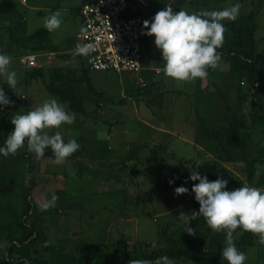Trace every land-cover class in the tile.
<instances>
[{"label": "rangeland", "instance_id": "374dc122", "mask_svg": "<svg viewBox=\"0 0 264 264\" xmlns=\"http://www.w3.org/2000/svg\"><path fill=\"white\" fill-rule=\"evenodd\" d=\"M81 1L0 0V51L11 56L10 70L17 72L18 86L25 96L21 98L17 95L7 85L6 77L0 75V86L4 87L13 101L11 105L0 107V145L4 144L14 128L11 123L14 115L27 113L40 106L49 96L54 97L43 86L41 79L27 77L30 70L21 66L19 56L34 51L36 46L42 51L60 50L65 44L72 48L74 34L82 22L78 13ZM130 1L140 10L142 18L154 16L169 2ZM236 2L242 5L237 19L251 13L255 17L253 57L256 67L252 70L251 64L247 62L241 75L216 77L223 81V88L200 96L205 102L201 116L207 123H200L199 130L192 133L193 138L184 134L198 146L173 148L177 159L190 158L191 162L160 163V156H157L160 149L147 144L155 138L156 133L132 120L116 127V137L114 135L110 142H101L104 141L100 139L103 138V128L99 131L93 129L87 117L82 119L81 124L78 113L72 124L64 123L58 128L44 129L49 134L60 132L67 141L75 138L78 142V137H81L90 144L87 151L82 147L78 149L83 153L80 169L73 159L65 158L63 162L57 163L53 158H33L35 186L29 194L26 190L31 180L23 161L0 155V264H95L112 255L121 236L127 241L126 264L134 259H143L151 251H166L171 240L181 243L193 240L203 242L204 248L218 255L222 264H228L222 257L226 233L212 230L205 219L200 220V216H197L190 225L195 227L196 232L189 234L184 232L185 227L179 215L182 211L191 214L199 210V203L191 192L194 181L188 177L201 160L227 168L241 186L247 184L264 189V174H254L248 181L245 168V163L252 159H258L264 165V0H225L215 4L217 7L211 5L206 10L196 0H175L172 5L177 12L181 8L197 12V9H223ZM56 10L61 12L63 23L60 28L49 32L45 28V21ZM230 21L225 19L223 23ZM6 33L12 34L13 39L6 40ZM156 50L149 54L152 62L157 61ZM141 57L143 64L145 56L142 49ZM217 70L220 71L218 67ZM87 74L93 77L99 88L111 92L114 99L120 98L121 81L130 86L132 91H140L137 85L138 78H142L140 73L119 75L113 71L88 70ZM251 79L255 82L253 87ZM97 98L103 99V96L98 94ZM62 99L65 100V109L75 117L76 112L71 109L69 100L65 97ZM208 127L213 131L218 130L215 136L209 133L212 135L209 136L210 144L205 143ZM117 133H124L120 136L121 140H117ZM232 133L244 142L243 149L241 146L235 147L230 154L224 155L219 141L231 140ZM136 134L142 139L141 143L146 141L150 147V150L144 149L147 151L138 157V162L130 157L134 161L130 160L122 172H94L97 165L91 157H108L118 167L138 146H145L131 140L132 135ZM96 136L100 138L97 140ZM97 141L100 144L93 146L92 143ZM124 144L131 146L123 147ZM108 149L112 150L109 154ZM205 151H209L212 157L205 159ZM26 152L29 151L25 145L16 153ZM135 166L138 173L135 172ZM172 167L174 169L170 171ZM94 174L101 178H94ZM173 179L175 183L170 184L169 181ZM181 185L189 191L177 195L175 188ZM53 195L57 197L55 204L45 207ZM243 233L244 229L238 228L234 237L236 246L247 256L244 264H264V243L261 242L260 234L253 233V245L244 247L239 243ZM116 264H123V261L118 259ZM178 264L207 263L180 260Z\"/></svg>", "mask_w": 264, "mask_h": 264}, {"label": "clouds", "instance_id": "9594fccd", "mask_svg": "<svg viewBox=\"0 0 264 264\" xmlns=\"http://www.w3.org/2000/svg\"><path fill=\"white\" fill-rule=\"evenodd\" d=\"M174 3L175 0H171L150 20L143 22L146 34L154 36V44L165 62L164 71L167 76L178 81L204 78L208 75V69L217 67L221 60L218 49L223 46L225 38L226 25L223 21L236 20L242 5L236 2L219 10L188 12L181 8L177 12L173 10ZM62 23V14L56 10L46 19L45 28L51 32L60 28ZM92 51L91 45H78L76 54L87 56ZM11 59L10 55L0 51V75L6 77L7 85L17 95H22L17 72L9 67ZM12 103L4 87L0 86V107ZM74 120V115L57 98L49 96L35 109L24 114L17 113L11 118L14 128L4 144L0 145V155L6 157L15 154L26 145L28 151L39 159L50 148L56 162L61 163L79 149V143L75 138L66 142L58 131L49 134L43 130L58 128L64 123L72 124ZM203 163L202 160L199 161L197 169ZM255 174H264V165L257 164ZM188 179L198 181L192 185L191 191L199 203V210L191 214L183 211L180 213L184 232L194 234L196 229L190 226L191 222L202 215L212 230L226 233L222 257L228 264H244L247 256L236 246L234 233L238 228H243L247 232L260 234L261 242L264 243V189L247 184L229 189V182L222 175L209 180L196 169L190 172ZM169 183L173 184L175 180H170ZM188 191L183 185L175 188L177 195ZM56 199L53 195L45 207L54 205ZM129 264H174V260L163 255L155 260L134 259Z\"/></svg>", "mask_w": 264, "mask_h": 264}, {"label": "crops", "instance_id": "0c3cea01", "mask_svg": "<svg viewBox=\"0 0 264 264\" xmlns=\"http://www.w3.org/2000/svg\"><path fill=\"white\" fill-rule=\"evenodd\" d=\"M85 2V0H82L79 5V16L80 8ZM169 2H171V0H169ZM218 3L204 5L201 6V8L205 9ZM166 4L163 9L166 7ZM198 4L197 8H199ZM134 9L136 13L140 15V10L136 6H134ZM152 17L153 16L150 15L147 18L142 19L145 21L150 20ZM81 29L82 22L79 30L74 34V41L76 35ZM146 32L141 38V49L143 50L145 57L140 74L147 83V87L145 89L140 88V91L136 93L132 91L133 89L126 85L124 81H121L119 92L120 98L118 99H114L112 93H109L107 89L103 87L99 88L98 83L94 82L93 77L91 75L88 76V69L85 66L84 58L81 55L74 53L73 47L68 48L67 44H65L63 49H51L50 51L39 50L38 48L40 47L36 46L34 51L21 54L18 59L20 63V58L24 55L33 53L39 55L37 66L34 68H26L20 63L23 68L30 70L27 73V77L29 76L30 79H41L43 86L51 92L55 98H59L63 106L65 100L62 98L65 97L68 99L66 94H72L78 103L81 104L83 110L82 113H78V121L80 119L81 122L83 118L87 117V120L93 129L99 131L100 128H103V138L96 136L97 140L100 138L104 140L101 142H110L113 140L114 135L116 137V134H114L116 127L118 128L125 122L132 120L141 123L148 131L156 133L155 138H152V140L150 139L151 142L149 141L147 144L149 143V145H154L160 149L161 152L159 151L160 153H157V156H160L161 159L160 163H174L177 161L181 163L191 162L190 158L181 157L180 159H177V157H175L176 152L173 148L174 146H181L184 148H189L191 146L195 148L198 146L194 141L186 138L184 134H189L188 136H191L189 138H193L192 133L199 130L200 123H207L206 119L201 116L202 108L205 106L202 105L205 104V102H202L200 96L209 92L215 93L223 88V81L216 79V77L220 75L224 77H235L237 75L231 71L229 63L221 56V60L217 66L220 71L217 70V67L209 68L208 75L204 78H196L192 81L175 80L166 75L164 71L165 62L162 60L160 50L157 49L154 44V36H149ZM6 35V40L8 39L9 41L10 39H13L12 34L6 33ZM155 49H157L155 53L157 55V61L154 60L152 62L149 58V54ZM37 72H41V74ZM214 74H217V76L214 77ZM98 94L103 96V99H98ZM20 97L23 98L25 96L22 94ZM76 115L77 113L75 114V118H77ZM132 116H134V118H132ZM155 116H157V119ZM82 123L83 122H81V124ZM206 130H211V128L208 127ZM53 132H55V130H53ZM123 134L117 133V140H121L120 136ZM139 137L138 134L132 135L131 140H135L139 142V144L145 146H138V148L128 156L129 159L127 158L123 161L122 166L115 167V163L113 164V161L108 160L109 158L105 156H96L97 158L91 157L97 165L94 172H122L130 164V160H133L131 159L132 157L138 162V157L142 156L145 151L150 150L149 145L145 143L146 141L141 143L140 141L142 139H139ZM205 138L207 139L205 143L210 144L211 138L208 135H205ZM65 141L67 142V140ZM78 143L80 147L85 148L87 151L86 148L90 143H87L81 137H78ZM92 144L93 146H96L100 144V142L97 141ZM136 144L138 145V143ZM130 146L123 145V147ZM161 147L163 148L162 150ZM145 148L147 150L144 151ZM198 148L201 149V147ZM110 151L112 150L108 149L107 153L109 154ZM211 157V153L205 151L204 158L209 159ZM173 169L174 168L172 167L170 171H173ZM138 171L139 170L135 166V172L138 173ZM94 178L101 177L94 174Z\"/></svg>", "mask_w": 264, "mask_h": 264}, {"label": "trees", "instance_id": "16d2710c", "mask_svg": "<svg viewBox=\"0 0 264 264\" xmlns=\"http://www.w3.org/2000/svg\"><path fill=\"white\" fill-rule=\"evenodd\" d=\"M201 6L208 5L211 3H218L220 1L225 0H197ZM202 9H198L197 12L201 11ZM254 14H248V16H243L239 19L234 21H230L224 23L226 25V31L224 33V43L221 48L218 49V52L222 57L226 59L231 67V71L238 76L241 75V71L248 65L247 62L251 64L252 70L255 69V61H254V52H255V45L254 43V34L256 31V25L254 22ZM249 47V48H248ZM41 74V72H37ZM250 84L253 87L255 82L253 79L250 80ZM68 96V100L71 105V109L76 113H82V106L75 97L71 94ZM206 135L212 136L217 135L218 130H206ZM211 133V134H209ZM214 135V136H215ZM216 139V138H215ZM221 146V152L224 155H228L231 153L232 149L235 147L243 146L244 142L238 140L234 133H232L231 140H227L225 142L219 141ZM243 149V147L241 148ZM7 157L12 158L13 160H21L24 163L25 168L27 169V174L30 176V184L27 187V193L29 194L32 187L35 186L34 178L35 175L33 174V165L32 160L33 158H37L36 155L32 152L26 153H15L9 154ZM41 158H53L55 159V155L53 151L49 148L46 149L45 154ZM68 159H73L76 163L78 168H82L81 158H82V151L77 150L71 156L67 157ZM204 163L199 166L197 169V165L194 166V169L198 170L201 175H206L209 180H215L218 176L222 175L224 179L228 180L227 187L229 189H234L241 186L240 181L234 176L232 172H230L227 168L219 166L216 163H212L209 161H203ZM261 164L260 160L252 159L245 163V168L247 171V180L251 181L252 177L256 172V165ZM198 183V181H194L193 184ZM192 184V185H193ZM192 189V186H191ZM192 192V191H191ZM193 195H195L192 192ZM200 220L205 219L202 215L199 218ZM1 225V221H0ZM253 233L247 232L244 230L243 235L240 238V245L244 247H249L253 245L252 242ZM128 255L127 251V241L126 239L121 236L117 241V247L112 253L111 256L107 260H99L95 264H116V261L122 260L123 264L125 263V258ZM168 255L170 258L174 260V264H178L180 260H187V261H199L207 264H222L218 255H216L211 250H207L204 248L203 242H197L193 240L192 242L181 243L175 240H171L169 248L164 251L157 253L155 251H151L147 254L143 259H150L155 260L156 258Z\"/></svg>", "mask_w": 264, "mask_h": 264}, {"label": "built area", "instance_id": "2783aa9c", "mask_svg": "<svg viewBox=\"0 0 264 264\" xmlns=\"http://www.w3.org/2000/svg\"><path fill=\"white\" fill-rule=\"evenodd\" d=\"M80 16L82 29L76 35L73 52L76 53L78 45L93 47L87 56L81 55L86 68L92 72L139 75L142 70L140 42L146 28L133 3L130 0H91L82 4ZM38 58V54H27L20 58V63L31 69L37 66ZM137 85L141 89L147 87L142 78H138Z\"/></svg>", "mask_w": 264, "mask_h": 264}]
</instances>
